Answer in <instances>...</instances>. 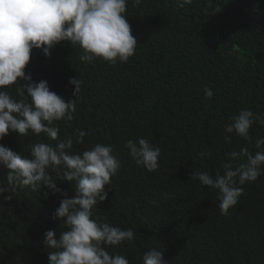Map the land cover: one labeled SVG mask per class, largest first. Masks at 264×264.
Masks as SVG:
<instances>
[{"label": "trees", "instance_id": "obj_1", "mask_svg": "<svg viewBox=\"0 0 264 264\" xmlns=\"http://www.w3.org/2000/svg\"><path fill=\"white\" fill-rule=\"evenodd\" d=\"M125 15L137 39L126 63L81 62L83 50L62 41L50 58L33 49L25 68L65 101L74 99L69 78L82 80L74 120L70 126L55 122L59 136L85 130L73 152L111 144L120 161L106 186L108 199L93 209V218L131 228L135 239L105 250L130 264H143L151 248L169 264H264V174L242 186L227 216L220 214L216 190L190 179L197 171L222 174L226 153L247 148L254 154L255 140L264 137V127L253 124L251 140L235 133L224 139L225 124L241 109L264 114V0H193L184 7L177 0H141L139 6L128 0ZM19 83L7 88L16 99ZM205 87L212 98L205 97ZM139 138L161 148L157 170L137 165L124 148ZM38 142L56 143L44 134L10 131L0 145L27 156ZM206 150L211 156L201 158ZM49 171L53 180L63 179ZM7 172L0 167V185H7ZM64 187L73 192L68 183ZM47 191L21 188L11 201L0 197V264H49L52 249L43 243L44 233L59 235L66 226L53 220L58 196L45 199Z\"/></svg>", "mask_w": 264, "mask_h": 264}, {"label": "clouds", "instance_id": "obj_2", "mask_svg": "<svg viewBox=\"0 0 264 264\" xmlns=\"http://www.w3.org/2000/svg\"><path fill=\"white\" fill-rule=\"evenodd\" d=\"M192 2L177 0L180 7ZM127 3L128 0H0V140L11 131L20 137L28 136L29 132L36 136L44 134L56 142L54 146L32 143L27 156L0 145V167L8 170L7 185H0V197L5 202L11 201L21 188L33 192L46 188L45 199L49 194L58 196L59 206L52 218L66 227L59 235L55 230L44 233L43 243L52 249L47 252L49 264H130L127 258L112 255L105 247L120 246L125 241L131 244L135 234L131 228L122 229L93 218V209L108 199L111 189L106 186L121 168L112 145L96 143L76 153L72 151L74 143H84L88 133L76 128L73 135L59 136L60 128L55 122L63 121L70 126L74 120L82 80L69 78V84L74 86V99L65 101L50 91L47 81H33L30 74L26 75L25 68L33 49H41L45 57L50 58V50L62 41L83 50L79 57L81 62L92 64L99 58L112 65L126 63L137 47V39L125 15ZM132 3L139 6L141 0H132ZM21 80L25 82L22 85ZM17 82L19 99L7 90ZM204 95L210 99L214 92L205 87ZM229 120L224 126V132L229 134L224 137L226 141H231L232 133L251 140L252 125L264 127V114L250 109H241ZM124 148L135 163L147 171L159 168L161 148L148 139H129ZM255 148L254 154L247 148L226 153L222 174L216 172L213 176L207 171H197L190 177L216 190L223 216L238 204L244 191L242 186L264 174V137L255 140ZM198 155L204 158L211 156V152L206 150ZM50 169L62 174L63 179L53 180ZM66 182L72 190V182H75L73 192L65 189ZM57 201L53 205H57ZM143 264H169V261L164 259L162 251L151 248L144 253Z\"/></svg>", "mask_w": 264, "mask_h": 264}]
</instances>
